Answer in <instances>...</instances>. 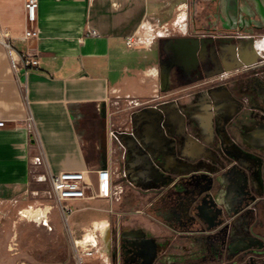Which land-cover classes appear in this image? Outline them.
I'll return each mask as SVG.
<instances>
[{"label":"rangeland","instance_id":"374dc122","mask_svg":"<svg viewBox=\"0 0 264 264\" xmlns=\"http://www.w3.org/2000/svg\"><path fill=\"white\" fill-rule=\"evenodd\" d=\"M246 2L160 1L108 100L111 196L77 200L72 216L35 180L0 202V264H82L77 223L103 215L111 242L97 247L122 264H264V21ZM128 230L151 240L147 257Z\"/></svg>","mask_w":264,"mask_h":264},{"label":"crops","instance_id":"0c3cea01","mask_svg":"<svg viewBox=\"0 0 264 264\" xmlns=\"http://www.w3.org/2000/svg\"><path fill=\"white\" fill-rule=\"evenodd\" d=\"M160 1L38 0L30 25L25 0H0V24L11 45L0 43V202L24 194L41 174L85 170L95 180L97 170L112 172L108 100L132 78L135 48L127 39L157 12ZM31 28L37 34L26 39ZM24 55L37 65L27 66ZM164 69L165 63L161 83L167 88L171 73L168 69L163 79ZM79 224L90 233L77 243L93 236L97 245L110 246L112 225L104 215ZM95 247L86 246L92 255L80 253L82 264H122L120 255Z\"/></svg>","mask_w":264,"mask_h":264},{"label":"built area","instance_id":"2783aa9c","mask_svg":"<svg viewBox=\"0 0 264 264\" xmlns=\"http://www.w3.org/2000/svg\"><path fill=\"white\" fill-rule=\"evenodd\" d=\"M38 0H25V10L27 22L32 25L36 21V10ZM95 33V31H92ZM37 32L34 29H30L26 32L25 38L29 39L36 36ZM9 36L7 30H5L0 24V43L5 47L10 48L11 45L8 41ZM129 48H135L134 37H129L126 41ZM25 64L37 65V60L27 55L23 56ZM4 125V121L0 120V126ZM96 179L92 180L88 177V173L85 170H62L57 174H41L38 176V181H48L51 186L50 192L60 203L65 213L72 212L71 203L77 200H84L94 197H110L112 194V172L108 168H102L97 170ZM83 242L86 246H97V240L92 236L91 239L84 237ZM85 246V247H86ZM109 247V245H108ZM86 255H92L91 249H85Z\"/></svg>","mask_w":264,"mask_h":264},{"label":"flooded vegetation","instance_id":"af4514ba","mask_svg":"<svg viewBox=\"0 0 264 264\" xmlns=\"http://www.w3.org/2000/svg\"><path fill=\"white\" fill-rule=\"evenodd\" d=\"M229 2H230V0H228V3ZM252 4H253V7H251L247 2L244 4L243 9L245 10V12L248 13V14H253V13H255L257 11L258 14L260 15V17L264 21V0H252ZM228 5H229V7H232L230 3ZM261 25H262V23H261ZM261 25L259 27H262ZM256 134H258L257 140L259 142H262L263 145H264V127H258L256 129ZM167 160H168V162H172L168 158H167ZM173 161H175V160H173ZM259 224L263 225L262 222H260ZM127 232L132 237H134L135 243L140 246V249L144 252V256L147 257L148 254H149L148 248L151 245V240L149 238L145 237V235L141 231H132V230H130V231H126L125 233H127ZM139 233H141L142 236H139L140 235ZM146 239H149L150 241L146 242L147 241ZM252 243H254V241L250 237L248 242H246V244L249 245V244H252ZM241 245H244L243 241L239 242L238 246L237 245L236 246L237 247H245V246H241ZM246 251H250V250H246ZM258 251L261 254H264V243H262V246H261V248H259Z\"/></svg>","mask_w":264,"mask_h":264},{"label":"bare ground","instance_id":"6f19581e","mask_svg":"<svg viewBox=\"0 0 264 264\" xmlns=\"http://www.w3.org/2000/svg\"><path fill=\"white\" fill-rule=\"evenodd\" d=\"M106 231H107V228H106Z\"/></svg>","mask_w":264,"mask_h":264}]
</instances>
